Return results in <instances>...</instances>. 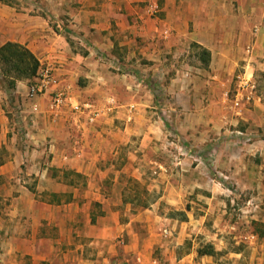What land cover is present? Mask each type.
<instances>
[{
    "label": "crops",
    "instance_id": "1",
    "mask_svg": "<svg viewBox=\"0 0 264 264\" xmlns=\"http://www.w3.org/2000/svg\"><path fill=\"white\" fill-rule=\"evenodd\" d=\"M212 1H0V47L8 42L22 45L53 70L72 101L89 100L100 112L91 127L69 108L48 111L47 100L39 98V110L31 114L32 104L25 99L28 80L17 81L11 90L17 100L9 112L12 117L0 98V197L5 201L0 204V264H80L86 246H109L98 251L107 253L113 240L125 238V251L140 256L160 243L155 223L163 225L166 219L148 211L125 218L122 208L129 211L132 205L122 200L123 188L116 179L111 195H102L101 183L110 173L106 158L140 125L160 131L159 123L153 121L154 126L144 115L153 99L144 80L159 78L167 55L187 43L209 50L213 65L227 64L233 72L241 66V84L248 86L255 105L261 104L249 88H255L256 71H264V13L260 27L253 8L238 15V26L228 28L227 14L213 13L208 5ZM34 3L43 13L33 11ZM249 18L254 29L245 20ZM50 20L57 26H50ZM107 56L120 63L119 73L104 71ZM176 80L168 91L179 89H173ZM150 139L155 137L143 134L140 145ZM104 144L111 147L106 150ZM75 175L84 182L77 184ZM173 222L168 221L171 230L180 234L183 226ZM137 223L147 228L143 240Z\"/></svg>",
    "mask_w": 264,
    "mask_h": 264
},
{
    "label": "rangeland",
    "instance_id": "2",
    "mask_svg": "<svg viewBox=\"0 0 264 264\" xmlns=\"http://www.w3.org/2000/svg\"><path fill=\"white\" fill-rule=\"evenodd\" d=\"M208 5L215 14H227L228 28L238 26V15L253 8L256 26L263 22L259 17L264 0H214ZM39 9L37 4L33 11L43 13ZM245 20L254 27L252 18ZM49 24L57 26L53 20ZM196 45L187 43L185 49L167 55L163 74L144 80L153 94L144 115L153 124L158 122L160 131L140 125L127 143L118 144L117 152L106 158L105 170L110 173L101 183L102 195H111L115 179L123 188L122 200L132 205L129 211L122 208L125 218L148 211L152 217L166 219L165 225L155 223L160 243L140 256L125 251L129 243L125 238L113 240L107 253L98 251L109 246H86L80 264H264V71H256L254 89L261 104L255 105L248 86L241 84L242 67L233 72L227 64L210 61L205 66ZM72 49L84 52L74 44ZM104 58V71L120 72L111 57ZM41 67L45 66L39 63ZM5 69L0 63V98L12 117L9 112L17 100L8 80L14 74L5 75ZM173 78L178 79L173 89L179 86L175 93L167 90ZM143 134L155 139L140 145ZM106 144L103 148L108 150L111 144ZM75 181L84 182L83 178ZM169 200L176 201L177 207ZM4 202L0 197V204ZM169 220L183 226L180 234L171 230ZM165 230L170 232L168 237ZM137 232L142 240L147 237L145 223H137ZM138 247L141 251V242ZM208 249L214 253L199 254Z\"/></svg>",
    "mask_w": 264,
    "mask_h": 264
},
{
    "label": "built area",
    "instance_id": "3",
    "mask_svg": "<svg viewBox=\"0 0 264 264\" xmlns=\"http://www.w3.org/2000/svg\"><path fill=\"white\" fill-rule=\"evenodd\" d=\"M36 5L34 3V7ZM112 65L117 71L120 70V63L118 61L113 60ZM249 89L251 91L254 90V86L251 85ZM39 98L47 100L46 107L48 111L59 112L62 109L69 108L74 115L84 117L88 125H93L100 115V112L91 101H72L68 88L58 81L50 67L39 68L36 76L28 79L25 99L32 104L31 114L38 112L39 104L36 100ZM16 111L20 112L22 108H17ZM164 235L168 237L170 232L165 230Z\"/></svg>",
    "mask_w": 264,
    "mask_h": 264
},
{
    "label": "trees",
    "instance_id": "4",
    "mask_svg": "<svg viewBox=\"0 0 264 264\" xmlns=\"http://www.w3.org/2000/svg\"><path fill=\"white\" fill-rule=\"evenodd\" d=\"M3 1V0H0ZM196 47L200 50V61L208 66L211 61V53L205 48L198 45ZM0 63L6 67L5 75L14 74L8 80V87L12 90L15 88L17 81L24 79H31L36 76L39 70V61L37 58L25 47L17 43H6L0 47ZM9 88V89H10ZM2 160H0V163ZM77 179H81V175H75ZM126 202V201H125ZM212 250L199 251L200 255H212Z\"/></svg>",
    "mask_w": 264,
    "mask_h": 264
}]
</instances>
